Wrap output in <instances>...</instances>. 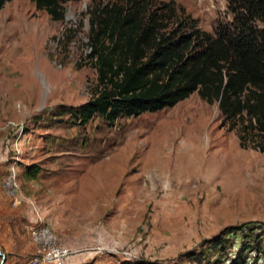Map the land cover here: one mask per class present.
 Instances as JSON below:
<instances>
[{
  "label": "rangeland",
  "instance_id": "obj_1",
  "mask_svg": "<svg viewBox=\"0 0 264 264\" xmlns=\"http://www.w3.org/2000/svg\"><path fill=\"white\" fill-rule=\"evenodd\" d=\"M119 1L68 2L60 20L28 0L0 10L3 264L36 257L30 226L50 231L63 264H228L247 244L245 264H264V139L246 134L241 148L217 103L194 93L113 127L98 116L77 124L71 107L96 86L89 13ZM145 2L161 18L173 4L170 26L189 17L213 33L232 21L227 0Z\"/></svg>",
  "mask_w": 264,
  "mask_h": 264
},
{
  "label": "trees",
  "instance_id": "obj_2",
  "mask_svg": "<svg viewBox=\"0 0 264 264\" xmlns=\"http://www.w3.org/2000/svg\"><path fill=\"white\" fill-rule=\"evenodd\" d=\"M11 1L0 0V10ZM28 1L60 20L62 5L80 0ZM173 8L165 5L170 15L161 18L145 0H121L89 13L87 58L96 86L87 102L71 107L77 124L98 116L113 127L121 118L173 108L196 93L208 105L217 103L222 127H238L241 148L246 134L264 139V0H227L232 21L213 33L189 17L168 25ZM37 173L35 166L27 172L30 178ZM223 243L214 239L211 246L219 251ZM250 248L244 245L228 264H245Z\"/></svg>",
  "mask_w": 264,
  "mask_h": 264
},
{
  "label": "built area",
  "instance_id": "obj_3",
  "mask_svg": "<svg viewBox=\"0 0 264 264\" xmlns=\"http://www.w3.org/2000/svg\"><path fill=\"white\" fill-rule=\"evenodd\" d=\"M16 175L9 174L5 180L8 188L13 189L15 185ZM12 190V194H13ZM15 197V195H13ZM15 202V201H14ZM17 202V201H16ZM28 232L34 245L38 249L36 257L31 259L30 264H63L68 256V252L54 244V237L46 228L30 226Z\"/></svg>",
  "mask_w": 264,
  "mask_h": 264
},
{
  "label": "water",
  "instance_id": "obj_4",
  "mask_svg": "<svg viewBox=\"0 0 264 264\" xmlns=\"http://www.w3.org/2000/svg\"><path fill=\"white\" fill-rule=\"evenodd\" d=\"M0 256L2 257L1 264H3L4 263V255L1 252H0Z\"/></svg>",
  "mask_w": 264,
  "mask_h": 264
}]
</instances>
